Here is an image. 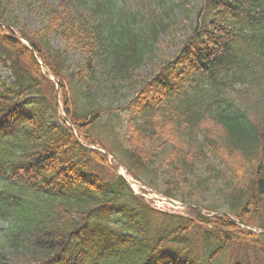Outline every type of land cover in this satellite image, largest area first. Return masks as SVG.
I'll list each match as a JSON object with an SVG mask.
<instances>
[{"label": "trees", "instance_id": "1", "mask_svg": "<svg viewBox=\"0 0 264 264\" xmlns=\"http://www.w3.org/2000/svg\"><path fill=\"white\" fill-rule=\"evenodd\" d=\"M147 1L146 20L116 0H54L45 32L18 30L58 80L76 136L115 163L77 142L36 58L0 31L12 80L0 79V264H264V234L240 227L264 231V0H201L179 54L103 106L101 71L115 103L181 3ZM10 5L0 0V24L15 29ZM118 165L190 208L152 210Z\"/></svg>", "mask_w": 264, "mask_h": 264}, {"label": "rangeland", "instance_id": "2", "mask_svg": "<svg viewBox=\"0 0 264 264\" xmlns=\"http://www.w3.org/2000/svg\"><path fill=\"white\" fill-rule=\"evenodd\" d=\"M116 1H118V5L122 7V9L125 10L128 9L131 12L137 11L142 15H146V20L148 18L150 19V17H148V11H149L148 7H150V4L148 3L147 0L146 1L116 0ZM200 1L201 0H182L180 4H171L172 2L170 4L168 3V5L171 6L172 9H171L170 23L166 27L167 30L165 29L166 30L165 32L160 33L158 35L156 43L152 45L153 53L145 54L143 64L133 73L131 80L137 84L132 85L131 80L129 83L128 81H125L123 87L126 88L120 90V93L118 94L120 100L116 101L115 103H109L108 101V99L112 97L111 92L114 91L112 88H110V80H108V77H106L105 75H102L104 71H101L102 74H100V81L102 84L101 89L103 91L102 92L103 97L99 99V102L101 101L103 106L115 107L120 103H123L124 100L128 101L130 97L134 94L135 91L134 89H139V86L141 82L144 80V78L147 77L150 73H153L157 69V67H159V63L161 60L171 61L172 57L175 54H177L179 49L182 47V43L189 36L190 34L189 26L192 23V21H194L193 17H190L189 19L186 18L185 16L186 10H189V8L191 7L197 8L200 4ZM183 2L185 4V10L183 8L184 7ZM56 4L57 3L54 2V0H45L44 4L42 3L41 0H11V5L9 6L10 12L8 14H10V17L12 19L14 20L16 19L15 23L17 28H15L14 31L18 33V30L20 28H23L28 34H39L45 32L44 9L46 10L47 6H50V8L55 9ZM158 7H159L158 10H160L161 7L160 6ZM152 8H154V6L151 5V9ZM58 24L59 22H55V25L51 26L50 32L54 31L53 29H55L58 26ZM0 27L4 28L3 26ZM48 38H50L51 46L54 49L65 50L67 52V55L70 58L71 62H83V57L75 52L74 47H70L69 45L66 46L64 42H62L58 37H53L52 33H50ZM0 79L7 82L10 81L8 72L3 70L1 65H0ZM58 114H60L59 110H58ZM57 121H58L57 124L61 125L60 121L59 120ZM125 130H126V124L124 123V130L121 131V133H124ZM123 139L125 140V138ZM118 170L119 172L121 171L120 169ZM157 186L160 191L164 189L162 184L158 183ZM132 188L138 194H141L143 198L145 199L151 198L152 201L148 200V202L151 203L152 206L156 207V209L164 210L167 211L168 213H172V214L174 213L183 216L186 214L185 213L186 210H183L181 206H176V207L167 206L160 201L158 202V200H154L156 197H158L154 193H151L147 190H142L141 187L139 186H132Z\"/></svg>", "mask_w": 264, "mask_h": 264}, {"label": "water", "instance_id": "3", "mask_svg": "<svg viewBox=\"0 0 264 264\" xmlns=\"http://www.w3.org/2000/svg\"><path fill=\"white\" fill-rule=\"evenodd\" d=\"M63 119H64V120H66V118H65V117H63ZM169 202H170V201H169Z\"/></svg>", "mask_w": 264, "mask_h": 264}]
</instances>
